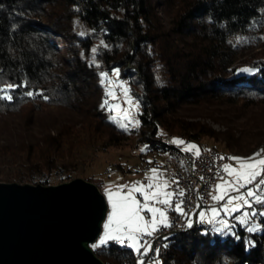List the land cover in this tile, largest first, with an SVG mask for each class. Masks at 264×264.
<instances>
[{
    "label": "trees",
    "instance_id": "trees-1",
    "mask_svg": "<svg viewBox=\"0 0 264 264\" xmlns=\"http://www.w3.org/2000/svg\"><path fill=\"white\" fill-rule=\"evenodd\" d=\"M263 27L264 0H0V83L27 84L0 100V182H65L81 170L80 154L132 136L138 159L153 164L167 134L252 157L264 147V53L239 61L238 38ZM115 69L141 107L129 132L101 114L100 74ZM254 218L255 232L232 227L239 240L196 221L163 236L156 260L264 264V216ZM94 253L104 264H137L113 241Z\"/></svg>",
    "mask_w": 264,
    "mask_h": 264
},
{
    "label": "snow or ice",
    "instance_id": "snow-or-ice-1",
    "mask_svg": "<svg viewBox=\"0 0 264 264\" xmlns=\"http://www.w3.org/2000/svg\"><path fill=\"white\" fill-rule=\"evenodd\" d=\"M83 35V33H81ZM264 39V37H262ZM240 41H238L239 43ZM103 43V42H101ZM97 49H92L95 54ZM93 63H95V56H93ZM241 71L250 72L251 69H241ZM113 75L119 76V70H113ZM108 73L100 74V81L102 84L107 83L108 87L105 89V96L111 99L117 98V93L112 87V81L107 80ZM19 87H27V84L17 85L13 83L2 82L0 83V100L11 101L14 93ZM116 87L122 88L123 85L117 84ZM37 93L28 91L25 93L28 97H32ZM122 94L125 97L124 103L132 104V100L129 97L128 91L123 90ZM42 95V93H40ZM47 99V97H44ZM102 107H108L109 111L119 110L120 112V124L121 128L127 129L128 124L133 126H139L138 120H133L130 117L131 109H124L120 104H109L108 99L104 101L101 105ZM135 107L138 109L139 105L136 104ZM114 121L117 120L116 116L111 117ZM171 143L177 146H184L182 150L184 152H193L196 157L200 155V149L197 148L195 144H186L182 139H173ZM145 148L141 151H145ZM264 149L260 152L253 154L252 157L239 158V157H229V160L235 161L238 167H232L229 164H224L222 171L227 173L229 176H234L235 178L231 181L224 180L221 177V183L215 185L216 195H212V200L215 202L224 201L227 196V200L223 205L222 209L218 210L216 208H211V216L208 218V223L219 224L220 227L216 231L220 234H229L230 225L224 219H220L219 212L223 211L227 216L231 212L239 211L243 207L251 209V211L243 212L242 215L237 218L238 223L242 225H247V231L249 233L255 232L258 226L254 223L249 224L251 218L259 216H264V211L257 212L253 207L255 204L264 205ZM221 159H224L221 157ZM151 163V162H150ZM152 175L146 177L147 184L136 185L133 184L126 193H122V188L117 191L106 190V195L108 202L111 205V212L108 215L107 223L104 224V233L99 238L98 242L92 245V247L100 248L105 246L108 242L113 241L119 244L121 247H127L136 252L139 256L137 264H159V260L146 262L144 257L148 256L150 252H155L156 256H159L160 249H154L153 245L149 240L144 239V237H151L154 233L159 231L160 227H171L168 222V217L166 214V208H174V210L185 217H188L187 227H192V222L184 209L185 192L182 189L177 191H168L170 183L168 180L163 179L162 174L159 173L158 169H151ZM260 178V179H258ZM203 179V177H201ZM178 184L179 181H173ZM252 185V187H249ZM241 189H246L244 192H240ZM230 192L239 193L238 195H229ZM134 193H139L143 198V203L137 199ZM180 197L179 201H174V197ZM157 205H162L164 207H157ZM199 207V205H197ZM147 212L150 214V219H146L142 213ZM206 212L201 211L199 217L201 221L204 220ZM237 240L241 237L234 231L231 232ZM167 239V237H165ZM250 245V242H249ZM143 249V251H141Z\"/></svg>",
    "mask_w": 264,
    "mask_h": 264
},
{
    "label": "water",
    "instance_id": "water-1",
    "mask_svg": "<svg viewBox=\"0 0 264 264\" xmlns=\"http://www.w3.org/2000/svg\"><path fill=\"white\" fill-rule=\"evenodd\" d=\"M107 204L96 185L0 182V264H104L91 245Z\"/></svg>",
    "mask_w": 264,
    "mask_h": 264
},
{
    "label": "rangeland",
    "instance_id": "rangeland-1",
    "mask_svg": "<svg viewBox=\"0 0 264 264\" xmlns=\"http://www.w3.org/2000/svg\"><path fill=\"white\" fill-rule=\"evenodd\" d=\"M260 31H256V33L251 37V40H250V38L248 39V37H246L245 35L240 36L238 38L239 39L238 41H240L239 44L241 46L245 47L243 54L242 55L240 54L238 56L239 61H242V60L245 61L246 59H248V57L250 55H256L258 57V56H260L261 53H264V39H262V37H264V27L262 29H260ZM255 37H257L259 40H257V39L255 40ZM54 42L57 44L56 46H57L58 50H60V48H62L61 44L57 43L56 41H54ZM245 53H247V56H245ZM248 53H250V54H248ZM112 73H113V71L108 74L107 80L112 81V87L118 95H117L116 99H111V98L105 97L104 101L106 99H108L109 104H120V106L124 109H131L129 118L139 121L138 115L141 113V107H140L139 101L132 98L130 91H129V88L127 86V83L125 81L121 80L116 75H113ZM117 84L123 85V89L116 87ZM103 86H104V93H105V89H106V87H108V85H107V83H105V84H103ZM124 89H126L128 91L129 97L131 98V100L133 102L132 104L124 103L125 97L122 94ZM104 101H103V103H104ZM136 104L139 105L138 109L135 107ZM101 114L104 118L114 122L118 127H120L119 124L122 121H120V119H119V117L121 115L119 110L109 111L108 107H102ZM112 116H116L117 120L114 121L111 118ZM196 121L203 122L202 119H196ZM205 123H207L209 126H211V128L215 131L222 130V128L220 126H217L216 124H214L213 122H211L209 120H205ZM136 127L137 126H133L132 124H128L127 129H125V128H122V129L129 132L130 129H134ZM191 144H193V143H191ZM137 145L138 144H137L136 138H134L132 136L127 142H125L124 146H122L118 149L109 148V149H106L105 152L96 153V154H94L90 151H85L82 154H80V161H81L80 163L82 164V166L80 167L81 170L78 173H76V175L73 176L72 179L82 178L86 181H89L88 180L89 176L94 178L95 180L91 181V183H93L96 186L98 185L97 188L103 194L105 201H106V204H107V213H106L105 220L102 224V230H101L99 238L104 233V224L107 223L108 215L111 212V205L108 202L106 190L117 191L118 189L122 188L121 194H124L128 191V189L133 184H136L138 186L141 184H147L148 181H147L146 177H150L152 175L151 169H153V168L158 169L159 173L162 174L163 179H166V174L162 170V168L159 164L161 159H162V156H158L155 158V164H153L151 162V159H148L149 161H147V162H143L140 159H138L136 151H139V148ZM262 149H264V147ZM262 149H260L258 152H260ZM221 150H222V148L220 147V151ZM261 155L264 156V153H262ZM225 164H229L232 167H238V165L235 161L229 160L228 158H226ZM222 177L224 180H229V181H231L235 178L234 176H229L227 173H224V175ZM72 179H70V180H72ZM258 179H260V178H258ZM70 180H67V181H70ZM67 181H65V182H67ZM100 181H101L102 185H99ZM218 183H221V178L219 179L217 184ZM57 184H60V183H57ZM57 184H53V185H57ZM249 187H252V185H249ZM244 191H246V189L240 190L241 193ZM216 194L217 193H216L215 187H214L213 195H216ZM238 194L239 193H236V192H230L229 193V195H238ZM134 195H136L137 199L140 200L141 203H143V198L139 193H134ZM226 200H227V196L225 197L224 201H220L218 203L216 202L218 206H216L215 208L218 210L222 209ZM257 205L258 204H255V205H253V207L256 209ZM157 207H164V206L157 205ZM202 211H204V210H202ZM248 211H251V209H249L247 207H243L239 211L231 212L227 216L224 214L223 211H220L218 218L226 220V222L230 225V229L228 230L230 233V232H232V227H234L235 223L240 224V223H238L237 218H239L243 212H248ZM260 211H263V210H259L257 212H260ZM142 215H144L146 219H150L149 213L144 212V213H142ZM210 216H211V212L205 216L203 221H201L199 214L197 215V218H198V221L200 220L203 225H211L213 227V230L215 232H217L216 229L219 228L220 225L216 224V223H211V224L208 223L207 220ZM257 216H256V218H257ZM190 219H192V215H191ZM253 219H255V218H251L249 220V224H252ZM240 225H242V224H240ZM99 238L95 241V243L98 242ZM147 238L148 237H144V239H147ZM95 243H93V244H95ZM92 245H91V247H92ZM125 248H127V247H125ZM133 253L137 258L138 254L134 251H133ZM155 260H153V261H155Z\"/></svg>",
    "mask_w": 264,
    "mask_h": 264
},
{
    "label": "built area",
    "instance_id": "built-area-1",
    "mask_svg": "<svg viewBox=\"0 0 264 264\" xmlns=\"http://www.w3.org/2000/svg\"><path fill=\"white\" fill-rule=\"evenodd\" d=\"M164 139L172 141L174 137H164ZM186 144L189 143L186 142ZM196 146L200 149L199 157L194 155L195 150L191 153L183 151V155H175V150L164 151L159 163L170 183V187L167 190H184V209L189 215L192 212L199 213L202 210L209 214L211 208L218 206L211 197L215 185L224 175L222 169L226 162V158L216 148H207L206 144ZM136 153L137 156H140L139 151H136ZM221 157L224 159H221ZM173 181H179V183L176 184ZM179 199L180 197L178 196L174 197V201L176 202ZM166 214L171 227H160L158 232L146 239L151 242L154 249L161 248V238L163 236L182 233L188 229V217L178 214L174 208H167ZM196 221H198L196 216L191 219L192 224H195ZM111 243L112 241L108 242L107 245ZM103 247L92 249L93 251H100ZM156 258L157 256L154 251L144 257L147 262L153 261Z\"/></svg>",
    "mask_w": 264,
    "mask_h": 264
},
{
    "label": "bare ground",
    "instance_id": "bare-ground-1",
    "mask_svg": "<svg viewBox=\"0 0 264 264\" xmlns=\"http://www.w3.org/2000/svg\"><path fill=\"white\" fill-rule=\"evenodd\" d=\"M164 137H172V135H166V136H164ZM165 140V142L167 143V146H166V148H165V151H173V150H175V155H183V150H182V146H177L176 144H174V143H171V141H169V140H166V139H164ZM204 144H206V147L207 148H214L211 144H209L208 142H206V141H200V142H198L197 143V145H204ZM112 244V243H111ZM95 252V251H94ZM98 252V251H97ZM137 255V254H136ZM139 259V257H137L136 258V256H135V263H137V260Z\"/></svg>",
    "mask_w": 264,
    "mask_h": 264
},
{
    "label": "crops",
    "instance_id": "crops-1",
    "mask_svg": "<svg viewBox=\"0 0 264 264\" xmlns=\"http://www.w3.org/2000/svg\"><path fill=\"white\" fill-rule=\"evenodd\" d=\"M189 144H191V143H189ZM195 145H197V144H195ZM166 180H167V176H166ZM167 209V208H166ZM200 213V212H199ZM199 213H196V212H192V213H190V217H191V215H192V218H194L195 216H196V219L198 220V218H197V215L199 214Z\"/></svg>",
    "mask_w": 264,
    "mask_h": 264
}]
</instances>
